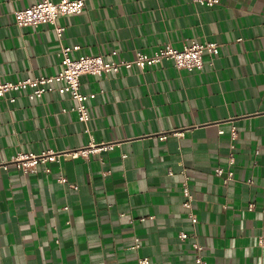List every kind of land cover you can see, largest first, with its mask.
Here are the masks:
<instances>
[{"label": "crops", "instance_id": "crops-1", "mask_svg": "<svg viewBox=\"0 0 264 264\" xmlns=\"http://www.w3.org/2000/svg\"><path fill=\"white\" fill-rule=\"evenodd\" d=\"M84 1L57 18L59 38L49 23L16 26L14 13L38 0H0V77L53 76L63 46L109 61L192 42L219 52L192 72L163 61L84 76L81 92L96 95L88 132L68 95L0 99V264H195L181 232L197 236L208 264H264V0ZM92 144L112 147L68 155ZM232 145L224 184L215 169ZM187 178L197 224L183 206Z\"/></svg>", "mask_w": 264, "mask_h": 264}, {"label": "built area", "instance_id": "built-area-1", "mask_svg": "<svg viewBox=\"0 0 264 264\" xmlns=\"http://www.w3.org/2000/svg\"><path fill=\"white\" fill-rule=\"evenodd\" d=\"M199 5L213 7L219 3V0H193ZM85 8L84 0H60L53 2L52 0H38L33 4L22 10H17L14 13L15 24L19 28L27 26H37L40 24L49 23L55 25V29L59 38L65 32L64 27L56 26V20L60 16L80 14ZM80 50L79 46L66 47L63 46L61 50V69L60 71L48 77L27 78L17 82L4 81L0 77V99H7L14 103L16 98L13 94L18 92H26L29 100L42 99L47 93L56 92L60 95H68L75 101L71 112L75 113L79 121L85 125L86 131H89V122L91 120L89 112V102L95 99V94H84L81 92L82 78L87 75L91 76H108L110 74L120 73L123 69L131 70L138 68L139 70H146L163 61H171L177 68L186 69L190 72L201 70L204 65V56L208 55L211 58L216 56L219 52V46L215 42L197 43L192 42L190 45L184 46L182 49L173 48L171 45H165L152 54L137 52L136 58L132 61L120 60L109 61L102 55H87L82 54L73 56V53ZM12 95V96H11ZM222 133V132H221ZM178 134V133H175ZM232 140L237 139L236 130H232ZM161 141L167 139V134H161L159 137ZM112 145H96L92 144L87 148H82L70 152L73 159L80 157L87 158L91 154L99 153L103 150L111 148ZM234 146H231L228 156V167L215 169V175L222 178L224 184H228L234 180L235 173L233 166L235 164ZM37 160L35 156L22 164V169L25 172L35 171ZM172 175V172H169ZM65 183L66 178L58 180ZM188 178L183 184V196L185 201L183 206L189 211V218L193 224H197L198 219L192 212L193 197L188 184ZM251 183V181L249 182ZM249 209L253 210L254 205H249ZM144 220V219H143ZM180 241L185 242L192 239V248L194 252L195 264H208L205 256V248L198 241L197 236H190L186 232H181L178 235ZM264 246V239L261 240ZM139 247V244H136ZM139 264H149L147 259H141Z\"/></svg>", "mask_w": 264, "mask_h": 264}]
</instances>
